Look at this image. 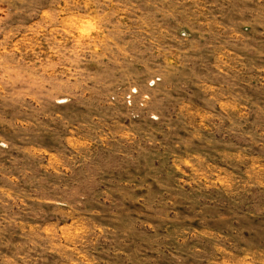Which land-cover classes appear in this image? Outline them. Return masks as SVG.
<instances>
[{"label": "rangeland", "instance_id": "obj_1", "mask_svg": "<svg viewBox=\"0 0 264 264\" xmlns=\"http://www.w3.org/2000/svg\"><path fill=\"white\" fill-rule=\"evenodd\" d=\"M0 264H264V0H0Z\"/></svg>", "mask_w": 264, "mask_h": 264}]
</instances>
